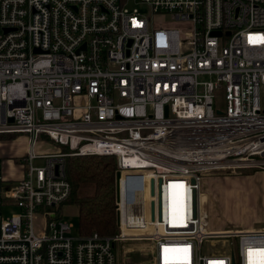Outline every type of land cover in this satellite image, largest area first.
<instances>
[{"label": "built area", "instance_id": "obj_1", "mask_svg": "<svg viewBox=\"0 0 264 264\" xmlns=\"http://www.w3.org/2000/svg\"><path fill=\"white\" fill-rule=\"evenodd\" d=\"M165 16L180 26L151 24ZM20 134L21 179L0 166V264H116L134 240L152 264H264V227L209 232L199 202L205 173L264 170V0H0V135ZM39 136L65 152L36 154ZM108 156L117 231L71 237L65 159ZM209 240L229 252L202 254Z\"/></svg>", "mask_w": 264, "mask_h": 264}, {"label": "rangeland", "instance_id": "obj_2", "mask_svg": "<svg viewBox=\"0 0 264 264\" xmlns=\"http://www.w3.org/2000/svg\"><path fill=\"white\" fill-rule=\"evenodd\" d=\"M135 8L140 7L135 5ZM142 14H146V10L141 11ZM151 24L153 26H159L160 24H169L171 27H179L180 25L173 22L169 16L165 17H152ZM198 82L207 81L206 78H198ZM26 136L25 135H0V163H2L3 168H6L11 172V174L19 173L20 169H24V164L22 160L24 159L23 154L25 152L26 146ZM38 144H45V146H37L34 150L36 154L46 153L43 151L48 150V146L55 147V152H65V149L52 145L43 136L38 137ZM10 143V144H9ZM7 144L10 146L8 147ZM47 145V146H46ZM39 147V148H38ZM23 150V152H22ZM27 152V151H26ZM49 152V151H47ZM262 169H242L236 171H214L203 174L200 177V195H207L206 191H211L212 187L220 186L226 182H231L232 178L252 175L256 173H262ZM264 177V175H263ZM4 178V177H3ZM5 179V178H4ZM8 181V180H4ZM225 184V183H224ZM128 187H133V185L128 182ZM257 184H255L256 186ZM248 186H245L244 194L253 192L248 190ZM131 190V189H130ZM206 190V191H205ZM215 190V188H214ZM130 194V192H128ZM236 193L230 192L228 189L224 192V196L218 201L211 203L214 206L204 208L206 212L208 211V225L209 229H225L231 226L228 224L238 222L242 219L251 221L256 229L264 227V191L258 192L254 197H249L247 200H243L246 195L239 196ZM134 193L125 195L129 202V208L137 207L141 205L139 194H136V198L132 200ZM237 196V197H236ZM239 201V206L237 203ZM204 201V200H203ZM174 206V205H173ZM203 210V206L201 205ZM18 211L16 208H3L2 216L3 218H8L11 214H16ZM57 217L67 223L70 226V236L78 237L77 232V209L74 205L68 204L67 202L57 209ZM209 240L204 243L201 247L202 254L211 255H225L227 254L229 248V242L227 240ZM151 244L147 241H123L115 245L113 253L116 259V264H152L153 256L150 253Z\"/></svg>", "mask_w": 264, "mask_h": 264}, {"label": "trees", "instance_id": "obj_3", "mask_svg": "<svg viewBox=\"0 0 264 264\" xmlns=\"http://www.w3.org/2000/svg\"><path fill=\"white\" fill-rule=\"evenodd\" d=\"M65 178L69 197L77 209L79 236L91 233L107 236L117 231L115 220V173L113 157H68ZM64 203V204H65Z\"/></svg>", "mask_w": 264, "mask_h": 264}, {"label": "crops", "instance_id": "obj_4", "mask_svg": "<svg viewBox=\"0 0 264 264\" xmlns=\"http://www.w3.org/2000/svg\"><path fill=\"white\" fill-rule=\"evenodd\" d=\"M25 138H26V146H25V152L23 154V157L25 156L26 151H27V147H28V138H27V136ZM9 144H7L8 147L10 146ZM38 145L39 146H45V144H41V143L38 144V141H37L36 144L34 145V150L36 149V147ZM54 149H55V147L53 148V147L48 146L47 151H49V152L43 151L46 153H40V154L55 153ZM22 152H23V150H22ZM0 166H1L2 178L4 177L8 181H17V180L21 179L24 169H20L19 173H17V174H11V172H9L8 169L3 168L2 163H0ZM263 175H264V172L259 173V174L256 173V174H252V175L235 177V178H232L231 182L225 181L224 182L225 184L220 183V186L212 187L210 192L205 190L207 192V195L202 196V197L200 196V206L201 205L203 206V212H204L205 217H206L207 231L212 232V233H222V232L231 231V230L252 231V230L256 229V227H254L253 222L247 221L246 219H242L238 222L228 224L227 226H231L229 228L215 229V230L209 229L208 216H207L208 211L206 212V210H204V208H206V207L208 208L209 205H210V207H213L214 205L211 204L213 202L218 204V201L221 199V197L224 196V192H226L227 189L232 193L237 192L236 195L239 196L241 194H244V191H246L245 186H248L249 187L248 190H252L253 192L244 194L243 197L245 195H246V197L243 200H247L249 197L256 196L258 194V192L264 191V177H263ZM255 184H257V185L255 186ZM214 188H215V190H214ZM125 201H126L125 205L129 209V206H128L129 200H127L126 196H125ZM175 201H176V198L168 196V203L170 206H173L175 204ZM237 203L239 206L238 199H237Z\"/></svg>", "mask_w": 264, "mask_h": 264}, {"label": "bare ground", "instance_id": "obj_5", "mask_svg": "<svg viewBox=\"0 0 264 264\" xmlns=\"http://www.w3.org/2000/svg\"><path fill=\"white\" fill-rule=\"evenodd\" d=\"M178 186L177 185H174V184H169V188H168V194H167V204H166V207H167V213L169 215V217H175L176 218V215H182V205H181V190L179 188H177ZM168 196L170 197H173V198H176V201H175V204L174 206H170L169 203H168ZM201 196V195H200ZM199 202H200V198H199ZM172 223V222H170ZM179 223H182V222H179ZM262 254V253H261ZM263 255V254H262ZM249 260L250 262H252L253 264H257L256 261H258L259 259L258 258H255L253 257V255H249ZM256 260V261H255ZM248 264H251V263H248ZM258 264H262V262L259 260Z\"/></svg>", "mask_w": 264, "mask_h": 264}, {"label": "water", "instance_id": "obj_6", "mask_svg": "<svg viewBox=\"0 0 264 264\" xmlns=\"http://www.w3.org/2000/svg\"><path fill=\"white\" fill-rule=\"evenodd\" d=\"M165 111H166V109H165ZM118 173H115V182H116V190H117V180H118Z\"/></svg>", "mask_w": 264, "mask_h": 264}]
</instances>
